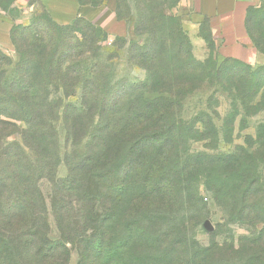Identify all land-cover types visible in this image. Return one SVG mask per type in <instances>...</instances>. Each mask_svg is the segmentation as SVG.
<instances>
[{"label":"trees","instance_id":"trees-1","mask_svg":"<svg viewBox=\"0 0 264 264\" xmlns=\"http://www.w3.org/2000/svg\"><path fill=\"white\" fill-rule=\"evenodd\" d=\"M116 2V17L126 20L129 5ZM262 3L247 15L260 53L253 16ZM137 7L135 32L148 38L131 43L129 62L146 70L141 83L114 79L110 58L101 59L106 31L87 18L62 24L33 11L28 23L13 24L18 59L0 49V264H69L72 248L79 264H264L259 163L245 150L187 154L197 137L179 125L178 106L200 86L184 78L205 69L186 43L169 41L159 12ZM222 69L218 80L243 102L264 87L257 69L229 77ZM61 130L70 147L63 158ZM62 161L68 175L60 179ZM43 181L53 186L56 239ZM203 190L238 223L249 221L251 236L202 245L192 229L204 219Z\"/></svg>","mask_w":264,"mask_h":264},{"label":"rangeland","instance_id":"rangeland-1","mask_svg":"<svg viewBox=\"0 0 264 264\" xmlns=\"http://www.w3.org/2000/svg\"><path fill=\"white\" fill-rule=\"evenodd\" d=\"M23 1L28 4V8H16L15 0H0V6L4 8L2 10L14 20V24L28 23L33 16V11H36L39 15L48 14L52 17L47 9H43L41 0ZM101 1L108 2V0ZM117 1L121 5V9H126L129 5L131 11L127 12L126 21L133 31L129 35L113 36L103 26L106 36L101 59L110 58L109 67L114 79H125L134 83H141L146 80V70L129 62L131 43L143 44L148 38L147 34H137L135 32L138 14L136 10L138 9L137 6H140L141 9L159 12L161 23L168 34L169 41L177 46L182 42L186 43L193 58L201 62L205 69V73L199 71L196 76L184 78V80H189L190 83L192 81L200 83V86L187 94L178 106L179 125L190 136L197 137V140L189 139L185 151L187 154L200 152L231 154L242 153L245 150L249 156H254L259 163V175L264 183V162L260 159L264 157V97H262L264 87L259 89L258 97L254 98L253 101L243 102L233 88L230 89L227 84L217 78L220 67L224 68L220 71L224 72L222 74L225 77L244 76V74L257 69L261 75L259 83H264V21L261 11L264 9V0L262 9L253 16L255 36L261 48V58L258 66L252 69L233 63L225 64L224 60L216 54L217 44L211 24L195 15L182 0ZM0 49L14 61L18 59L11 38L5 45L0 46ZM71 100L75 101V98ZM64 137V131L61 130L62 158L70 148ZM249 160L251 161V159ZM67 175L68 167L62 161L57 169V178L63 179ZM232 183V181L229 182L230 185ZM200 185H204L202 179ZM41 188L47 198L51 237L56 239L59 233L52 213V183L43 181ZM202 196L203 203H206V209L203 210L204 219L192 229L195 238L202 245H209L214 239L223 242L227 237L251 236L256 230L249 221L238 223L230 214V207L228 210H224L215 202L211 192L203 190ZM260 227H263V225H259L258 230L261 229ZM216 230L222 232V235L214 238L213 234ZM241 257L248 261L249 254L244 253ZM69 264H79V254L75 248L71 249Z\"/></svg>","mask_w":264,"mask_h":264},{"label":"crops","instance_id":"crops-1","mask_svg":"<svg viewBox=\"0 0 264 264\" xmlns=\"http://www.w3.org/2000/svg\"><path fill=\"white\" fill-rule=\"evenodd\" d=\"M188 9L201 19L209 20L215 35L218 55L221 59L234 58L249 64H259L261 53L255 47L247 28L249 9H257L263 0H182ZM43 9L54 20L66 24L76 17L89 19L104 26L113 36H125L132 32L126 20L116 17V0L93 5L79 0H41ZM19 9L28 8L23 0H15ZM0 6V46L9 41L14 20ZM64 9V10H62Z\"/></svg>","mask_w":264,"mask_h":264}]
</instances>
